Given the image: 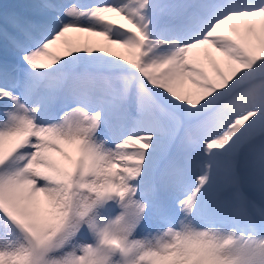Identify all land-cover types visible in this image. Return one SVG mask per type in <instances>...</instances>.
<instances>
[{"label":"snow or ice","instance_id":"1","mask_svg":"<svg viewBox=\"0 0 264 264\" xmlns=\"http://www.w3.org/2000/svg\"><path fill=\"white\" fill-rule=\"evenodd\" d=\"M0 264H264V0H0Z\"/></svg>","mask_w":264,"mask_h":264},{"label":"rangeland","instance_id":"2","mask_svg":"<svg viewBox=\"0 0 264 264\" xmlns=\"http://www.w3.org/2000/svg\"><path fill=\"white\" fill-rule=\"evenodd\" d=\"M79 43L80 44H88L93 47H99V46H107V41L101 37V36H93L89 34H83L82 36L79 37ZM113 50L116 51H123L120 49L118 46H111Z\"/></svg>","mask_w":264,"mask_h":264}]
</instances>
